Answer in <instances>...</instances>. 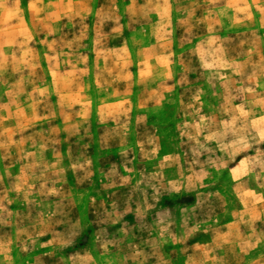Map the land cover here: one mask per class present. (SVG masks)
<instances>
[{
	"label": "rangeland",
	"instance_id": "obj_1",
	"mask_svg": "<svg viewBox=\"0 0 264 264\" xmlns=\"http://www.w3.org/2000/svg\"><path fill=\"white\" fill-rule=\"evenodd\" d=\"M0 264H264V0H0Z\"/></svg>",
	"mask_w": 264,
	"mask_h": 264
}]
</instances>
